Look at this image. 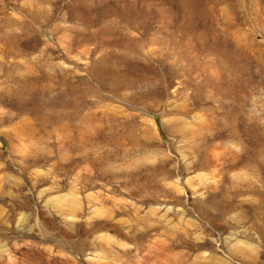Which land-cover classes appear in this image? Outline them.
Segmentation results:
<instances>
[{
  "label": "rangeland",
  "instance_id": "374dc122",
  "mask_svg": "<svg viewBox=\"0 0 264 264\" xmlns=\"http://www.w3.org/2000/svg\"><path fill=\"white\" fill-rule=\"evenodd\" d=\"M0 264H264V0H0Z\"/></svg>",
  "mask_w": 264,
  "mask_h": 264
},
{
  "label": "bare ground",
  "instance_id": "6f19581e",
  "mask_svg": "<svg viewBox=\"0 0 264 264\" xmlns=\"http://www.w3.org/2000/svg\"><path fill=\"white\" fill-rule=\"evenodd\" d=\"M58 201H63V202H67V204L69 205V208H71V210H73L74 211V209L76 208V206H77V202L78 201H76V199H70V200H67V199H58Z\"/></svg>",
  "mask_w": 264,
  "mask_h": 264
}]
</instances>
